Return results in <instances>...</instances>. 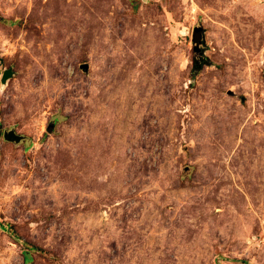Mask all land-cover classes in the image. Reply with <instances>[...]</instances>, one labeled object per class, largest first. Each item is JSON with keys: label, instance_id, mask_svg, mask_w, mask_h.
I'll return each instance as SVG.
<instances>
[{"label": "rangeland", "instance_id": "rangeland-1", "mask_svg": "<svg viewBox=\"0 0 264 264\" xmlns=\"http://www.w3.org/2000/svg\"><path fill=\"white\" fill-rule=\"evenodd\" d=\"M0 264H264V0H0Z\"/></svg>", "mask_w": 264, "mask_h": 264}, {"label": "water", "instance_id": "water-1", "mask_svg": "<svg viewBox=\"0 0 264 264\" xmlns=\"http://www.w3.org/2000/svg\"><path fill=\"white\" fill-rule=\"evenodd\" d=\"M203 42H204L203 33L197 32L193 38V45H194V53L199 56L203 54V50L201 47ZM11 75H12L11 71H6L3 76V80L7 81L11 77ZM53 128L54 126L52 125L49 128V132H52ZM3 137L6 142H11L16 144H20L25 140V137L18 135L15 131L4 132Z\"/></svg>", "mask_w": 264, "mask_h": 264}]
</instances>
